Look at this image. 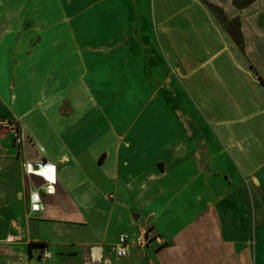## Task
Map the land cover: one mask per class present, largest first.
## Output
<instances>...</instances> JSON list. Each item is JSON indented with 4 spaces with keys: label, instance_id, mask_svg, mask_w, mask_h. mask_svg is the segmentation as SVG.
Returning a JSON list of instances; mask_svg holds the SVG:
<instances>
[{
    "label": "crops",
    "instance_id": "obj_1",
    "mask_svg": "<svg viewBox=\"0 0 264 264\" xmlns=\"http://www.w3.org/2000/svg\"><path fill=\"white\" fill-rule=\"evenodd\" d=\"M0 123L21 139L0 132L22 177L11 256L264 264V0H0Z\"/></svg>",
    "mask_w": 264,
    "mask_h": 264
},
{
    "label": "rangeland",
    "instance_id": "obj_2",
    "mask_svg": "<svg viewBox=\"0 0 264 264\" xmlns=\"http://www.w3.org/2000/svg\"><path fill=\"white\" fill-rule=\"evenodd\" d=\"M10 127L11 126H8L7 123H0V132L5 130L6 134L9 136V144L17 149L19 145H16L13 142V137L11 135V131L14 130V127ZM18 166L19 163L16 159V155H11L7 148L2 146L0 135V241L7 240L8 243H12V239H9L10 221L11 219H14V216L20 211L19 209L21 208L20 200H18L16 196V193L21 190L20 183L22 179ZM145 218V214H142L141 220L135 225V227L143 225L146 220ZM123 221V224L117 229L119 233L127 232L124 227L125 223L127 222L126 217H124ZM118 232L114 234L115 238H117ZM34 235L39 236V238L43 237V239L55 238L54 233H51L50 226L47 228L41 227L35 229ZM9 248L10 247L0 248V264H28V261H30L32 256L31 249H28V246L26 248L25 254L21 249H19L18 253H23V257L21 255L18 257L16 255L15 257L11 256L9 254ZM28 251L30 252V255H28ZM76 255L71 253L63 254L62 252L58 251L54 254L51 264H95V262H93L89 256L88 251L84 252L83 254ZM7 258L9 260L5 261ZM36 263L37 262H33V264ZM98 264H101V262H98Z\"/></svg>",
    "mask_w": 264,
    "mask_h": 264
},
{
    "label": "built area",
    "instance_id": "obj_3",
    "mask_svg": "<svg viewBox=\"0 0 264 264\" xmlns=\"http://www.w3.org/2000/svg\"><path fill=\"white\" fill-rule=\"evenodd\" d=\"M13 142L16 145H20L21 139L20 136L17 134L15 130L11 131ZM33 166H37L39 169H33ZM49 169H52L50 172ZM25 172L27 175L35 176L42 178L44 182L47 184V190L46 193L49 195L54 194L53 187L56 184V169L55 166L47 164V163H35V164H26L25 165ZM31 212H38L39 206L37 204H33L30 206ZM153 236L149 234L147 231H141L139 232L133 239H130L128 235L122 234L117 238V242L114 246V248L111 249L110 253L113 255L115 259H125L129 256V252L131 249V246L139 249L144 250L145 247L153 240ZM37 249H40V257L42 259H49L50 254L47 252V250L43 247H37ZM94 262V258H91ZM98 261L101 262V264H105V259L101 256L98 257Z\"/></svg>",
    "mask_w": 264,
    "mask_h": 264
},
{
    "label": "trees",
    "instance_id": "obj_4",
    "mask_svg": "<svg viewBox=\"0 0 264 264\" xmlns=\"http://www.w3.org/2000/svg\"><path fill=\"white\" fill-rule=\"evenodd\" d=\"M204 2H207L208 0H203ZM253 0H241L240 2L238 0H233V5L236 7V8H243V7H246L247 5H249ZM210 9L216 13V15L221 18V12L214 8L213 6H210ZM225 19L222 18V23H225ZM233 38L234 40L238 41V38L236 36L233 35ZM30 246H40V247H43L44 248V244H30ZM105 264H110L108 261H105Z\"/></svg>",
    "mask_w": 264,
    "mask_h": 264
},
{
    "label": "water",
    "instance_id": "obj_5",
    "mask_svg": "<svg viewBox=\"0 0 264 264\" xmlns=\"http://www.w3.org/2000/svg\"><path fill=\"white\" fill-rule=\"evenodd\" d=\"M33 169H39L37 166H33ZM133 221L136 223L139 219V215H133L132 216Z\"/></svg>",
    "mask_w": 264,
    "mask_h": 264
},
{
    "label": "bare ground",
    "instance_id": "obj_6",
    "mask_svg": "<svg viewBox=\"0 0 264 264\" xmlns=\"http://www.w3.org/2000/svg\"><path fill=\"white\" fill-rule=\"evenodd\" d=\"M93 257H94V262H95V264H98L99 261H98L97 255L94 254Z\"/></svg>",
    "mask_w": 264,
    "mask_h": 264
},
{
    "label": "clouds",
    "instance_id": "obj_7",
    "mask_svg": "<svg viewBox=\"0 0 264 264\" xmlns=\"http://www.w3.org/2000/svg\"><path fill=\"white\" fill-rule=\"evenodd\" d=\"M49 171L51 172V171H52V169H49Z\"/></svg>",
    "mask_w": 264,
    "mask_h": 264
}]
</instances>
